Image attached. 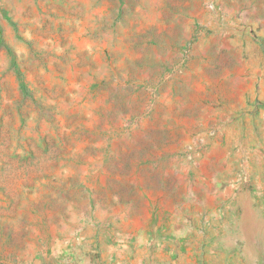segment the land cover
I'll use <instances>...</instances> for the list:
<instances>
[{
  "label": "rangeland",
  "instance_id": "1",
  "mask_svg": "<svg viewBox=\"0 0 264 264\" xmlns=\"http://www.w3.org/2000/svg\"><path fill=\"white\" fill-rule=\"evenodd\" d=\"M0 264H264V0H0Z\"/></svg>",
  "mask_w": 264,
  "mask_h": 264
}]
</instances>
